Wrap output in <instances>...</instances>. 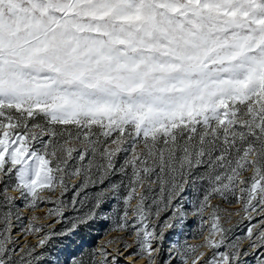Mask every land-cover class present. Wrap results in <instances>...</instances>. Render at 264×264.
Here are the masks:
<instances>
[{"label":"snow or ice","instance_id":"obj_1","mask_svg":"<svg viewBox=\"0 0 264 264\" xmlns=\"http://www.w3.org/2000/svg\"><path fill=\"white\" fill-rule=\"evenodd\" d=\"M109 219L72 264H264V0H0V264Z\"/></svg>","mask_w":264,"mask_h":264},{"label":"rangeland","instance_id":"obj_2","mask_svg":"<svg viewBox=\"0 0 264 264\" xmlns=\"http://www.w3.org/2000/svg\"><path fill=\"white\" fill-rule=\"evenodd\" d=\"M114 179H117L114 177ZM10 195H16L14 193H9ZM59 193L53 194V199L56 198V196ZM41 195H44V193H41ZM71 194H69L66 199H70ZM215 202V201H214ZM117 202L115 200H109V202L105 205L106 210H111L112 206L115 205ZM133 203H135L133 201ZM48 207H54V205H45L43 207L37 208L34 212H29L25 208H21L20 212L23 216L29 217L32 215L37 216H43L45 213L46 208ZM223 207L228 208L229 210H232L235 206L234 205H223ZM76 213L69 208L65 213V222L63 224L55 223L52 226L55 227L57 230H60L67 226V218L74 216ZM239 220V217L232 216L230 220H227L224 223L225 227H233V225L237 224V221ZM23 223H27V221H23ZM35 223L37 224H44L48 225L52 223V218L49 219H39ZM113 220H98L96 221L90 230H84L81 229L76 234L72 235L71 237L62 238V237H55L50 245L47 248V252L51 253L52 256H55L59 259L60 264H72V260L74 258L76 259H87V255L90 249L94 248L98 243H100L102 240H105L108 238V236L112 235H125L124 233H113V232H107V235L105 234V229L108 227L107 225H112ZM106 224V225H105ZM19 227V225H18ZM109 227V228H110ZM198 227V222L196 217L192 216L191 214L188 216L187 222L184 225V228L182 230H172L168 236L165 239L164 247L165 249L168 247L170 242L173 241H184L187 240L190 244H199L202 242V237H197L195 235V230ZM245 225L241 224L236 227L235 231L237 234L240 233L242 229H244ZM108 228V229H109ZM126 240L129 244H132V237L125 235ZM21 244L23 243H30V244H36L37 238L35 236L31 235H25L23 239L20 241ZM134 247L130 249L129 251H133ZM203 251H207L206 249H202ZM39 251V249L37 250ZM44 264H47V261L44 262ZM122 264L124 262L122 261ZM136 264H144L143 259L137 260Z\"/></svg>","mask_w":264,"mask_h":264},{"label":"trees","instance_id":"obj_3","mask_svg":"<svg viewBox=\"0 0 264 264\" xmlns=\"http://www.w3.org/2000/svg\"><path fill=\"white\" fill-rule=\"evenodd\" d=\"M105 225H106V224H105ZM107 226H108V227L105 229V231L108 230V228L110 227V225H107Z\"/></svg>","mask_w":264,"mask_h":264}]
</instances>
